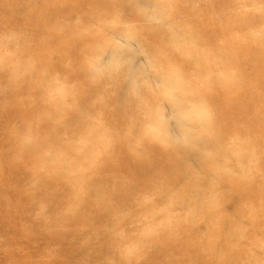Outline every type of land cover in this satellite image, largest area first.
Instances as JSON below:
<instances>
[{
    "label": "rangeland",
    "instance_id": "1",
    "mask_svg": "<svg viewBox=\"0 0 264 264\" xmlns=\"http://www.w3.org/2000/svg\"><path fill=\"white\" fill-rule=\"evenodd\" d=\"M0 264H264V0H0Z\"/></svg>",
    "mask_w": 264,
    "mask_h": 264
}]
</instances>
